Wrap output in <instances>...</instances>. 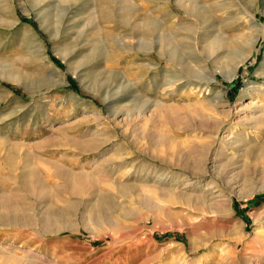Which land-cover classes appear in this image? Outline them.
<instances>
[{
  "label": "rangeland",
  "instance_id": "rangeland-1",
  "mask_svg": "<svg viewBox=\"0 0 264 264\" xmlns=\"http://www.w3.org/2000/svg\"><path fill=\"white\" fill-rule=\"evenodd\" d=\"M229 114L264 118V0H0L2 192L16 149L97 180L44 201L59 235L1 208L0 264H264V133ZM221 124L238 148L203 170ZM95 188L115 202L85 219Z\"/></svg>",
  "mask_w": 264,
  "mask_h": 264
},
{
  "label": "bare ground",
  "instance_id": "bare-ground-1",
  "mask_svg": "<svg viewBox=\"0 0 264 264\" xmlns=\"http://www.w3.org/2000/svg\"><path fill=\"white\" fill-rule=\"evenodd\" d=\"M160 55H161V53H160ZM173 57L174 56H172V58ZM172 58H171V60H173ZM204 91H206V90H204ZM153 105L155 107L159 108L158 103L153 104ZM241 115L240 114H237V115L234 114V115L230 116V114H229V115H226L225 118L226 119L232 118V120L233 119H235V120L239 119L238 123L242 126L244 125L245 127L250 126L253 123V124H255V127H253V128L258 130V132H260V134L264 133V118L263 117L262 118L257 117L255 119V118H249V117L245 116V114H244V116H241ZM223 124H225V122ZM223 124H221V126L219 128V132H217V137L214 139L213 145L208 152V158H207L206 162H209V164H204L205 166H203V170L213 169V171H215L217 169V159H216L217 150H215V152H214V148L216 146L219 148H221V147L223 148V147L229 145L232 149L238 148V144L236 143V142H238V137H233V135H232L235 132L231 133V135L226 136L225 134H227L228 132H227L225 126H223ZM231 139H234V141L230 142ZM2 143H4V142L2 141L0 146L2 145ZM151 143L153 144L155 142L153 140H151ZM3 147H5V146H3ZM172 148H174V146L171 145L168 149H172ZM2 149L3 148H1V150ZM250 149H253V148H250ZM255 149H257L256 151H254V152H256V157L258 159L259 158L264 159V144H258L255 147ZM18 150L19 149L13 150L10 153V156H8L7 158H6V155L2 156L1 161H2V164H4V165H6L7 162L9 163V165H11L13 162H15L17 165L16 167L22 166L23 172L20 175L16 176V183H18V186L21 189L22 193H14L12 195L7 194L8 195L7 196L6 194H4L2 192L3 189L0 188V209L3 208V210H4V209H6V207L9 209L10 208H20L22 211L20 210L21 215H20L19 220L24 223L23 227L26 226V227L31 228L32 224H34V223H32L33 222V216L30 214V212L29 213L26 212V210L31 211V210H29L30 207L35 209L38 204L44 203V204H47V208H48L47 212H46L47 214L45 213L46 216L44 215L43 219H41L40 221H41L42 229L44 230L45 234H50V235L58 234L59 235V234L63 233L64 231H67L68 227L72 228L73 226H71V224H69L70 217L68 214H66L67 211L66 212L62 211V210L58 211V209L53 207L54 205L52 204L51 200H49L47 202H44V201H46V199L49 196H51V194L54 198H59L58 194L62 195L65 193H69V194L75 193V194L81 195L87 189H89V190L94 189L93 182L95 184V182L97 181L96 178H94V175L92 177V175L89 176V175H84L82 173L81 174H74L73 171L68 170V168L65 167V165H64L65 163H63L62 161H58V160H55V161H45V160L38 161V159L35 156H33L31 151H27L23 154H19V152H17ZM34 163L36 165L43 166V169H44L43 172L46 174L47 178L42 177L41 173L38 170H36V168L34 167V165H33ZM187 164H188V162H187ZM210 165H212V167H209ZM101 170L102 171L104 170L103 167ZM114 173L115 172H113V174L111 176L113 179L111 184L116 187V190L119 193H121V192H123L120 189L121 184L119 185V183L116 181V179H114V176H113ZM203 173H206V171H203ZM52 180H57V181H62V182L56 186H51L50 182ZM106 182H108V181H106ZM143 182H142V184H143ZM138 183H137V185H138ZM3 185H5V180L3 181ZM134 188H135V186H134ZM126 191H129V190H126ZM93 193L95 195H98L99 197L96 201H94L93 199L89 201L90 206L86 210V216L84 217L85 219L88 218L87 216L90 217V215L94 216V215L98 214L97 212L101 211L105 207V205H107V204L110 205V204L115 202L114 201L115 196L111 193H108L107 191H103V192L101 191L100 192V191H98V189L95 188ZM24 208H26V209H24ZM117 211L122 216L123 214L126 213L127 209L125 207L120 206V207H118ZM83 221H84V219H83ZM7 227H9V226H7ZM18 228H20V227H18Z\"/></svg>",
  "mask_w": 264,
  "mask_h": 264
}]
</instances>
